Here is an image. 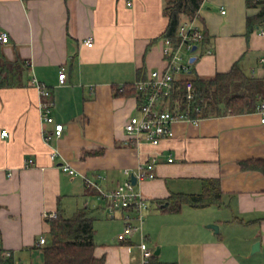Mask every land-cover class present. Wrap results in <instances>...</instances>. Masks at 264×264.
<instances>
[{
  "label": "crops",
  "instance_id": "1",
  "mask_svg": "<svg viewBox=\"0 0 264 264\" xmlns=\"http://www.w3.org/2000/svg\"><path fill=\"white\" fill-rule=\"evenodd\" d=\"M129 2L0 0V34L10 37L8 44L0 42V50L10 66L17 58L27 66L22 86L0 89V246L17 260L36 264L37 253L42 254L38 241L50 231L44 213L61 209L72 217L88 207L95 222L102 216L110 220L106 202L83 177L63 173L58 168L62 160L111 191L128 179L126 170L157 154V178L137 186L149 205L142 233L120 242L126 211L118 210L111 219L119 224L117 232L110 238L96 232V256H104L106 264H138L136 246L144 239L164 263L264 264L260 116H213L202 118L199 126L180 122L174 138L160 147H137L125 131L128 119L138 113L137 95L123 92L140 77L167 68V41L160 37L169 25V0ZM260 12V7H248V0H204L194 23L207 33V41L187 52L185 63L196 57L189 75L193 70L213 78L239 62L248 76L264 78L258 64L264 36L257 32L260 26L250 34L247 27L248 18ZM187 23L182 16V24ZM89 40L92 47L86 45ZM33 79L52 93L51 115L64 125L59 138L46 140L54 125L43 119V98ZM3 130L8 137H1ZM53 148L61 154L56 162L50 159ZM169 156L173 163L167 162ZM209 179L220 183L221 205L183 206L179 213L159 208L174 194L202 193ZM256 243L260 248L253 253Z\"/></svg>",
  "mask_w": 264,
  "mask_h": 264
},
{
  "label": "built area",
  "instance_id": "2",
  "mask_svg": "<svg viewBox=\"0 0 264 264\" xmlns=\"http://www.w3.org/2000/svg\"><path fill=\"white\" fill-rule=\"evenodd\" d=\"M128 4L131 5L130 0ZM225 13V11H223ZM195 20L181 24L179 27V36L181 38L180 45L174 48L173 45L167 41L164 48V55L167 60V68L164 70L151 71L146 78L137 80L132 88L136 92L138 99V113L131 116L126 125L125 131L129 138L134 141L135 145L143 146L150 145L158 148L164 141L174 138V125L180 122H186L195 126H199L202 118L192 117L190 113V104L194 99V88L191 81L186 83V101L188 104L187 111L180 109L179 98L174 102V96L180 95L178 93V75H186L190 72L193 63H185L183 61L182 53L193 52V48L202 43L203 34L201 30L195 25ZM257 32L259 35L264 36V22L260 25ZM0 42L8 44L10 37L7 32L0 34ZM86 45L92 47L91 40L86 42ZM258 64L264 69V55L259 57ZM61 84L66 82V74L62 71L59 75ZM32 84L37 87L43 101L41 103L42 116L46 123L54 125V132L46 137L50 140L53 136L61 137L64 125L56 123L52 117V109L54 101L52 100V93L50 89L44 84L40 83L37 79L32 80ZM256 113L260 116V121L264 124V101L260 102L257 106ZM7 130L1 132V137H8ZM61 158V154L57 148H53L50 153V159L56 162ZM168 163L174 162V157L169 156ZM29 165H33L34 161L30 160ZM159 164L158 155L154 154L147 160L141 161L135 170H126L128 179L120 184L117 188L111 191H104L95 181L89 179L72 167V165L62 160L58 168L72 177H83L86 185L94 189L99 197L106 202V207L111 219H114L118 210H125L123 215L124 229L118 235L120 242H126L135 233H142L143 225L146 220V212L149 205L144 198V195L137 190L139 183L146 180H154L157 178L156 167ZM132 176L137 179V185L131 181ZM44 219L49 222L56 220L59 217L58 212H46L43 215ZM47 239L41 237L38 241L39 246H44ZM140 251L141 257L138 264H150L155 252L149 249L144 242V239L136 246ZM0 264H26L15 258L14 253L10 250L0 246Z\"/></svg>",
  "mask_w": 264,
  "mask_h": 264
},
{
  "label": "trees",
  "instance_id": "3",
  "mask_svg": "<svg viewBox=\"0 0 264 264\" xmlns=\"http://www.w3.org/2000/svg\"><path fill=\"white\" fill-rule=\"evenodd\" d=\"M204 0H169L166 15L169 25L160 39L169 41L174 48L180 45L179 27L182 16L192 22L199 19V11ZM248 7H260L261 12L248 18V34L255 31L264 22V0H248ZM203 34L202 43L207 41V33ZM201 43V44H202ZM27 72L26 62L17 58L12 66L0 50V89L15 88L23 85L24 74ZM141 72V71H140ZM145 76L139 79H144ZM191 81L194 88V99L190 104L192 117L208 118L222 115H242L256 112L257 106L264 101V78L248 76L240 67L239 62L226 73H218L215 77L204 79L192 70L185 78L178 81L180 109L187 111L186 83ZM124 94H136L132 85L124 89ZM222 191L218 180L203 181L200 194H174L168 200L159 202V208L168 213H179L183 206L201 209L221 205ZM56 220L49 221L50 231L46 244L40 246L44 264H106L104 256L95 254V218L93 210L85 207L72 217H65L61 209ZM150 264L164 263L158 256L151 259Z\"/></svg>",
  "mask_w": 264,
  "mask_h": 264
},
{
  "label": "rangeland",
  "instance_id": "4",
  "mask_svg": "<svg viewBox=\"0 0 264 264\" xmlns=\"http://www.w3.org/2000/svg\"><path fill=\"white\" fill-rule=\"evenodd\" d=\"M182 55L184 58L183 61H187L189 54L184 51ZM89 202H92V200H89ZM118 227H119V224L117 222H113L111 218L110 220H108L105 216H102V219L98 218V220L95 222V230L96 232L99 233L98 237L105 236L107 238H110L111 236H113L115 232H117ZM34 261L36 262V264H44L42 254L38 252L36 255V259H34Z\"/></svg>",
  "mask_w": 264,
  "mask_h": 264
},
{
  "label": "water",
  "instance_id": "5",
  "mask_svg": "<svg viewBox=\"0 0 264 264\" xmlns=\"http://www.w3.org/2000/svg\"><path fill=\"white\" fill-rule=\"evenodd\" d=\"M196 49H197V47L195 46V47L193 48V51H195ZM194 62H196V57H192V58L190 59V63H194ZM131 181H132V183H133L134 185H137V179H136L134 176H132ZM209 227L212 228V229H214L215 231H218V226H217V225H210ZM259 248H260V243H256V244L253 246V248H252V252L254 253V252L258 251ZM155 255H156V256H159V252L157 251V252L155 253Z\"/></svg>",
  "mask_w": 264,
  "mask_h": 264
}]
</instances>
